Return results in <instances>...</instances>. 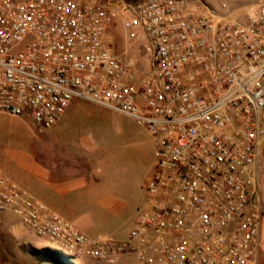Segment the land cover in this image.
<instances>
[{
  "label": "built area",
  "instance_id": "obj_1",
  "mask_svg": "<svg viewBox=\"0 0 264 264\" xmlns=\"http://www.w3.org/2000/svg\"><path fill=\"white\" fill-rule=\"evenodd\" d=\"M112 3L0 0V112L43 130L75 99L150 133L156 166L126 239L92 238L0 172L5 214L70 256L113 264H259L264 208V0L243 20L204 0H144L124 55L104 42ZM148 40L137 71L129 43Z\"/></svg>",
  "mask_w": 264,
  "mask_h": 264
},
{
  "label": "rangeland",
  "instance_id": "obj_2",
  "mask_svg": "<svg viewBox=\"0 0 264 264\" xmlns=\"http://www.w3.org/2000/svg\"><path fill=\"white\" fill-rule=\"evenodd\" d=\"M97 1L116 3L109 8L111 24L104 42L113 54L124 55L127 34L143 33L134 8L144 0ZM204 1L218 11L225 4L227 17L243 20L244 9L254 0ZM148 48L145 37L129 43L130 55L137 59V71L141 73L149 68ZM261 115L264 117V109ZM94 117L96 123L89 125L88 131L100 144V149L95 155L90 152L85 155L83 173L88 185L93 184L100 197L93 203L89 199L81 202L74 215L79 222L72 223L92 238L122 240L128 237L147 201L145 184L156 166L154 141L145 127L128 116L96 109ZM48 130H41L24 118L0 112V172L44 203ZM261 153L259 182L264 206V138ZM79 193L85 194L86 190L70 191L66 199L74 201ZM4 218L5 223L0 225V264H39L42 261L64 264V257L70 258L72 264H97L88 257L70 256L63 244L38 237L27 230L21 236L19 224L17 229H10V224L19 223L18 218L6 214ZM42 248H49L61 256L45 257L39 252ZM113 264H136L135 256L121 255ZM259 264H264L261 246Z\"/></svg>",
  "mask_w": 264,
  "mask_h": 264
},
{
  "label": "crops",
  "instance_id": "obj_3",
  "mask_svg": "<svg viewBox=\"0 0 264 264\" xmlns=\"http://www.w3.org/2000/svg\"><path fill=\"white\" fill-rule=\"evenodd\" d=\"M96 109L108 110L75 99L71 102L60 120L49 128L47 166L44 172L46 178L45 203L36 197L52 211L68 221L71 220L69 222L76 224L79 222V219L74 217L77 212V206L84 200L89 199L93 203L100 197L96 193L95 186L93 184L92 186L88 185L83 173L85 155L88 152L95 155L100 149V144L88 131V126L96 123V118L94 117ZM154 170L155 167L152 173ZM80 190H86V193H79L74 201L66 199V195L70 191L80 192ZM17 227V225L10 224V229H17ZM18 230L21 235L26 229L20 226ZM25 241L30 243L28 240ZM260 246L264 249V216Z\"/></svg>",
  "mask_w": 264,
  "mask_h": 264
},
{
  "label": "trees",
  "instance_id": "obj_4",
  "mask_svg": "<svg viewBox=\"0 0 264 264\" xmlns=\"http://www.w3.org/2000/svg\"><path fill=\"white\" fill-rule=\"evenodd\" d=\"M39 252H42L45 255V257H50V256H54V255L55 256H61L59 253H57V252H55L49 248H42ZM64 259L66 261L64 264H72V262L70 261V258L64 257ZM42 262H44V261H42Z\"/></svg>",
  "mask_w": 264,
  "mask_h": 264
},
{
  "label": "water",
  "instance_id": "obj_5",
  "mask_svg": "<svg viewBox=\"0 0 264 264\" xmlns=\"http://www.w3.org/2000/svg\"><path fill=\"white\" fill-rule=\"evenodd\" d=\"M39 264H51V263H47V262H41V263H39Z\"/></svg>",
  "mask_w": 264,
  "mask_h": 264
}]
</instances>
